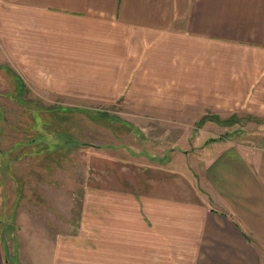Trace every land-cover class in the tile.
I'll use <instances>...</instances> for the list:
<instances>
[{
  "label": "crops",
  "instance_id": "1",
  "mask_svg": "<svg viewBox=\"0 0 264 264\" xmlns=\"http://www.w3.org/2000/svg\"><path fill=\"white\" fill-rule=\"evenodd\" d=\"M0 55L25 86L79 103L167 119L196 90V105H248L264 121V0H0ZM217 143L195 173L171 157L113 159L135 180L107 193L109 222L53 243L52 264H76L78 246L100 248L83 264H264V126ZM8 233L0 220V264Z\"/></svg>",
  "mask_w": 264,
  "mask_h": 264
},
{
  "label": "rangeland",
  "instance_id": "2",
  "mask_svg": "<svg viewBox=\"0 0 264 264\" xmlns=\"http://www.w3.org/2000/svg\"><path fill=\"white\" fill-rule=\"evenodd\" d=\"M189 91L194 96L183 113L174 99L167 104V119L132 105L79 103L25 86L0 55V181L7 173L0 220L9 230V264L55 263L53 243L83 239V225L99 224V215L109 222L114 208L107 193L137 176L129 168L116 170L113 159L139 155L146 164L171 157L195 173L211 156L210 146L254 140L264 126L248 105L217 111L193 103L197 91ZM232 117L238 121L228 123ZM101 204L109 214L101 213ZM75 256L76 264L99 262L100 248L78 246Z\"/></svg>",
  "mask_w": 264,
  "mask_h": 264
},
{
  "label": "trees",
  "instance_id": "3",
  "mask_svg": "<svg viewBox=\"0 0 264 264\" xmlns=\"http://www.w3.org/2000/svg\"><path fill=\"white\" fill-rule=\"evenodd\" d=\"M218 120H219V118H218ZM228 121V123H234V122H237L238 121V119L237 118H235V117H232V118H230L229 120H227Z\"/></svg>",
  "mask_w": 264,
  "mask_h": 264
}]
</instances>
